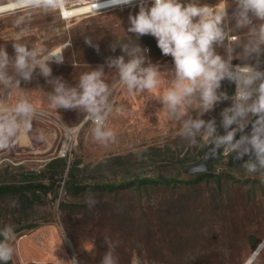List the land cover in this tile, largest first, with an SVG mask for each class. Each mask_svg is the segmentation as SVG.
<instances>
[{
    "label": "rangeland",
    "instance_id": "obj_1",
    "mask_svg": "<svg viewBox=\"0 0 264 264\" xmlns=\"http://www.w3.org/2000/svg\"><path fill=\"white\" fill-rule=\"evenodd\" d=\"M85 1L69 0L68 6ZM139 4L70 18L34 10L20 27L15 24L20 13L0 15V48L14 55L12 43L21 29L20 43L47 51L60 48L64 63L50 62L52 76L70 86L101 65L105 82L113 85L117 73L105 61L123 55L122 43L149 49L147 59L161 71L160 85L151 92L130 95L121 85L113 89L107 125L115 132L114 141H94L87 123L72 134L65 158L57 156L64 129L76 128L86 113L52 108L53 89L38 70L30 82L21 81L19 91L0 86V102L12 106L24 97L36 109L31 130L0 149V229L10 225L16 233L8 264H69L73 257L79 264H100L108 251L105 239L116 245L118 264H243L264 238V180L241 167L247 155L237 160L221 148L205 172H185L207 162L214 148L203 141L190 144L160 103L173 61L151 35L137 40L127 32L128 17L138 13ZM233 34L246 39V31ZM261 61L263 66L264 57ZM220 90L232 96L233 82L222 81ZM230 105L224 101L202 117L215 118L221 135L220 112ZM196 112L195 107L189 110L193 116ZM250 131L251 123L236 139ZM89 196L97 201L91 208ZM253 264H264V249Z\"/></svg>",
    "mask_w": 264,
    "mask_h": 264
},
{
    "label": "clouds",
    "instance_id": "obj_2",
    "mask_svg": "<svg viewBox=\"0 0 264 264\" xmlns=\"http://www.w3.org/2000/svg\"><path fill=\"white\" fill-rule=\"evenodd\" d=\"M68 4L69 0H0V15L20 13L15 21L20 27L26 13L38 10L63 15ZM132 4L133 0H107L105 7ZM92 8L98 10L100 4L93 3ZM229 8L233 9L231 13ZM128 20V33L135 34L137 40L151 35L161 53L172 57L173 67L166 73L168 87L159 101L179 123L181 136L192 145L203 141L216 151L222 148L237 160L247 155L249 159L241 167L249 174L260 173L264 180V71L260 70L261 57H264V0H218L215 4L198 0H151L150 7L147 0H140L138 13L130 14ZM243 31H246L243 41L233 34ZM23 35L24 29H21L12 43L14 55L0 48V86L7 91H19L21 81L30 82L38 70L53 89L49 93L51 107L86 113L96 142L107 144L115 140V132L107 121L114 109L109 98L117 85L123 86L130 95L151 92L160 85V66L147 59L145 53L149 49L138 43H122L119 48L123 55L106 58L108 69L117 73L113 85L105 82L101 65L80 74L78 83L70 86L62 77L52 76L50 62L64 63L62 52L29 47L19 42ZM85 43L99 51L97 44L88 39ZM111 49L114 52L116 47ZM234 59L242 64L233 65ZM224 80L235 83L232 96L220 90ZM229 100L231 105L220 112L219 127L225 130L221 135L215 118L202 117ZM194 107L197 108L195 116L189 114ZM35 112L34 105L24 97L12 106L0 102V149H8L31 130ZM249 123L250 133L236 139V133H243ZM86 203L91 208L97 201L89 196ZM0 237V264H8L15 253L14 228L5 225L0 229ZM105 243L108 251L100 264H118L114 255L116 245L106 239ZM258 255L253 252L245 264H253ZM70 264H78L77 259L74 257Z\"/></svg>",
    "mask_w": 264,
    "mask_h": 264
},
{
    "label": "built area",
    "instance_id": "obj_3",
    "mask_svg": "<svg viewBox=\"0 0 264 264\" xmlns=\"http://www.w3.org/2000/svg\"><path fill=\"white\" fill-rule=\"evenodd\" d=\"M137 1H140V0H133V2H137ZM88 2H91V5L93 3H99L100 4V9H98V10L93 9V10L88 11V12L83 13V14L101 12V11H105V10H108V9H112V8L121 6V5H116V6L109 5V6L105 7V4L107 3V0H89ZM80 15H82V14H80ZM260 70L264 71V65L260 66ZM233 91H234L233 92V94H234L235 91H236L235 83H233ZM253 118L254 117H251V119H253ZM87 123L92 126L91 121L88 120L87 115H86L76 128H73V129L72 128H65L64 129V141H63L61 147L59 148V151H58V154H57L58 157H64L65 158V157H67L69 155V153L71 151V148H72V134L75 132L76 129L81 128L83 125H85Z\"/></svg>",
    "mask_w": 264,
    "mask_h": 264
},
{
    "label": "bare ground",
    "instance_id": "obj_4",
    "mask_svg": "<svg viewBox=\"0 0 264 264\" xmlns=\"http://www.w3.org/2000/svg\"><path fill=\"white\" fill-rule=\"evenodd\" d=\"M91 10H93L91 2L85 1V2H82V3H79V4H77V3L76 4H71V5H69L67 7V10L64 11L63 15H61L60 13L59 14L61 16H63V18H70V17H73V16H77V15L86 13V12L91 11ZM54 51L61 52V49L59 48V49L54 50ZM263 249H264V238L260 241V243L257 245V247L254 249L253 252H258L260 254ZM253 252H252V254H253ZM252 254L250 256H252ZM249 257L246 260H248ZM256 258H255V260H256ZM245 261L243 262V264H245Z\"/></svg>",
    "mask_w": 264,
    "mask_h": 264
},
{
    "label": "water",
    "instance_id": "obj_5",
    "mask_svg": "<svg viewBox=\"0 0 264 264\" xmlns=\"http://www.w3.org/2000/svg\"><path fill=\"white\" fill-rule=\"evenodd\" d=\"M216 152L217 151L214 150V151H212L210 153V155L207 157V162H201L199 164L189 166V167H187L185 169V172L188 173V174H195V173L205 172L207 170L208 162H211L212 161V158H213V156H214V154Z\"/></svg>",
    "mask_w": 264,
    "mask_h": 264
},
{
    "label": "trees",
    "instance_id": "obj_6",
    "mask_svg": "<svg viewBox=\"0 0 264 264\" xmlns=\"http://www.w3.org/2000/svg\"><path fill=\"white\" fill-rule=\"evenodd\" d=\"M143 182H144V183H147L148 181H145V180H144Z\"/></svg>",
    "mask_w": 264,
    "mask_h": 264
}]
</instances>
